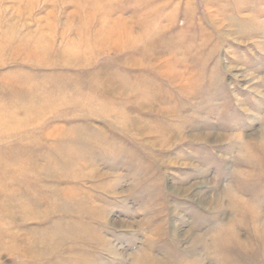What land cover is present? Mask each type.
<instances>
[{"label":"rangeland","instance_id":"rangeland-1","mask_svg":"<svg viewBox=\"0 0 264 264\" xmlns=\"http://www.w3.org/2000/svg\"><path fill=\"white\" fill-rule=\"evenodd\" d=\"M0 264H264V0H0Z\"/></svg>","mask_w":264,"mask_h":264}]
</instances>
